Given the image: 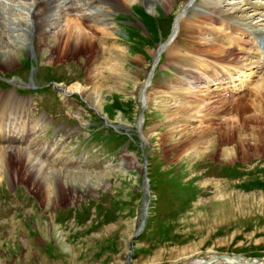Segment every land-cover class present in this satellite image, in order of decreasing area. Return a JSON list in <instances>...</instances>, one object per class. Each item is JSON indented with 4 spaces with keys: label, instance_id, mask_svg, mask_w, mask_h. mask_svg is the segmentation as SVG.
Wrapping results in <instances>:
<instances>
[{
    "label": "rangeland",
    "instance_id": "374dc122",
    "mask_svg": "<svg viewBox=\"0 0 264 264\" xmlns=\"http://www.w3.org/2000/svg\"><path fill=\"white\" fill-rule=\"evenodd\" d=\"M181 1L190 0H167L165 6L160 0L129 6L115 0L108 13L112 36L91 33L94 50L78 54L63 42L52 44L57 31L69 32L66 17L46 33L37 25L32 36L52 39L38 48L22 36L25 46L12 67L0 63V99L12 93L21 101L18 109L7 102L5 112H22L10 125L35 128L26 148L36 158L37 145L51 147L50 157L39 161L56 173L53 180L60 176L58 184L45 181L42 192L11 172L0 181V264L264 259V90L255 97L247 86L185 82L201 69L203 60L192 50L203 48L195 42L227 41L216 31L219 24L200 22L195 12L186 13L155 63ZM239 2L227 0L226 8ZM213 4L192 0L198 10ZM189 23L203 33L217 29L197 38ZM75 84L86 95L65 98L60 90ZM200 104L209 109L198 115L194 107ZM180 108L189 109L185 116Z\"/></svg>",
    "mask_w": 264,
    "mask_h": 264
},
{
    "label": "bare ground",
    "instance_id": "6f19581e",
    "mask_svg": "<svg viewBox=\"0 0 264 264\" xmlns=\"http://www.w3.org/2000/svg\"><path fill=\"white\" fill-rule=\"evenodd\" d=\"M114 1L0 0V63L3 64L4 67L13 65L16 52L25 46L23 40L20 38L22 36L32 37L35 42L34 45L38 48L42 47L46 44L45 42L49 35L42 33V35L40 34L38 37H35V35L32 36L34 32L33 29H36L37 25L39 26L40 24H43L41 29L46 33V31L53 30L54 25L57 26V23L65 17L67 18V21L72 22L68 29L69 32L64 34L57 31L54 36L52 35L53 39L49 36L52 39V44L54 46L57 45L58 47L59 44L63 42V45H65L64 47L71 54H78L81 51L83 52V50H94V47L91 46L92 44L89 43L91 42L90 37L95 36L93 34L98 33L99 35L100 33L103 38L112 36V24L110 23L112 18L109 17L108 13L114 9L112 7ZM117 1L124 6H129L134 2V0H130L129 2L126 0ZM141 1L145 3V0ZM160 1L163 6L167 4V0ZM208 1L214 2V6L212 7L209 5L206 7V5L201 10L194 9L192 0L187 3H184V1L179 3L180 5H178V8H180V12L174 20L173 28L167 43L160 46L157 50L155 63L164 48L166 50V46L171 45L176 39L180 25L183 22L186 13L188 11L195 12L197 19L200 22H208L209 26L219 24L222 29H217L216 27H212L211 29L206 28V32L203 33V30L195 31L194 29L196 25L189 23L191 33L195 31L193 36H197L198 38V36L201 37L206 33L215 34L214 30L217 29L216 31H218L220 36L226 37L227 41L226 44L216 41L220 39H214L213 41L205 39L202 43L195 42V46L199 45L203 49L192 51H194L195 54L198 51V55L203 61L202 65L198 64V66L201 67V69H199V74H193L191 78L188 77L185 82L190 85L198 82L202 85L205 84V87H210V85L221 87L224 84L230 83V85L234 84V89L235 87H238L237 90H242L243 87L247 86V88H250L251 90L253 89L252 93H254V96L256 97L257 94H260V89L264 90V3H261L259 0H240L238 4L234 3L233 6L231 5L232 7L226 8L227 5H229L226 3L227 0ZM223 4L225 7H215ZM41 6H44L43 10H39ZM19 8L21 11L18 15L15 11ZM73 22H79L80 26L78 24H73ZM83 28L88 30V34L84 33L85 31H83ZM68 41L69 44L67 43ZM122 58L124 59L123 56ZM204 62L206 64H203ZM248 70L250 71L249 75L251 73H253V75L248 76V74H245ZM260 73L263 75L258 83L257 79L258 74ZM245 75L248 78L247 80L245 79ZM242 78L244 79L242 80ZM60 91L65 98L72 92H78L84 96L87 93V90L82 89L80 84H75L70 88H62ZM249 93L251 92L249 91ZM96 96H98L99 99V94H96ZM190 96L198 99H201L202 97L201 95H193L192 93ZM0 97H2V94H0ZM210 97V94H206L205 99L210 100ZM228 97L229 96L226 98L228 99ZM0 101L5 105L4 110L0 109V181L4 176H7V178L12 177L9 173L11 172L14 178L29 181L31 187L36 190L41 189V192L46 188L44 187L45 181L46 184L49 185L54 180H56V184L60 183V176H55V179L53 180L50 175H56V173L52 171L49 174L48 168L45 166L46 164L39 161L40 157H50L49 155L52 153L51 147L50 149H47V146L41 147V145H37L35 158L32 156L33 152H29L25 146V143H28V138L33 136L35 128L32 130H25V127L16 128L15 126L10 125L11 121L16 122L18 120L17 117H21L22 115L21 110H17V106L21 104V101H19L17 96L12 93L5 94ZM198 101L201 102V100ZM7 102H11L12 106L14 108L17 107V109H9L10 112H5V108H8L7 104H10ZM98 103V101L95 102L96 105H98ZM204 107L209 109V107L203 106V104L197 105L194 109H197L196 113L201 115V109H204ZM233 109L235 108L229 109V111L217 112L219 114L216 116H225ZM188 110L189 109L187 108H180V116H185ZM209 113L211 114V112ZM188 116L194 117V114H189ZM23 126H25V124ZM173 147L174 149L181 148V146ZM59 173L62 172L59 171ZM184 264H264V259L258 261H251L243 258L238 260H216L215 257H208L193 259Z\"/></svg>",
    "mask_w": 264,
    "mask_h": 264
},
{
    "label": "water",
    "instance_id": "95a60500",
    "mask_svg": "<svg viewBox=\"0 0 264 264\" xmlns=\"http://www.w3.org/2000/svg\"><path fill=\"white\" fill-rule=\"evenodd\" d=\"M146 208H147V206H146ZM141 229H139L137 232H136V234H139V231H140ZM215 257V259L217 260H221V259H235V260H238V259H242V258H245V257H230V256H214ZM208 258V257H207ZM245 259H249V258H245ZM250 260H252V259H250ZM259 260V259H258Z\"/></svg>",
    "mask_w": 264,
    "mask_h": 264
}]
</instances>
